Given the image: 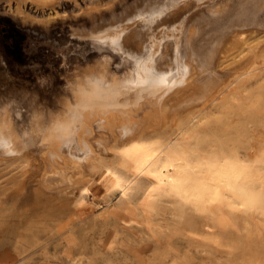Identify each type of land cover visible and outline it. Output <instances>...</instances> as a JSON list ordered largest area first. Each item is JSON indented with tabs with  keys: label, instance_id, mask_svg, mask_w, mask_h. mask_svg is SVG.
Masks as SVG:
<instances>
[{
	"label": "rangeland",
	"instance_id": "rangeland-1",
	"mask_svg": "<svg viewBox=\"0 0 264 264\" xmlns=\"http://www.w3.org/2000/svg\"><path fill=\"white\" fill-rule=\"evenodd\" d=\"M139 1L0 0V28L3 22L9 24L12 33L10 41L13 42V46L8 48L0 29V113L7 116L11 134L18 136L16 142L24 144L23 149L28 152H24L25 155L21 153L24 156L0 160V264H264V232L241 231L229 237L226 234L224 238L228 243L217 247L210 245L211 249L205 245L211 251L207 253L202 251L204 245L201 247L200 242L196 244L179 232L161 231L158 228L164 215L161 209L145 218L137 217L136 223L123 222L119 218L121 215L111 212L118 205L124 186L139 181L146 184L148 179L143 173L135 178L132 177L135 175H129L122 186L105 189L101 181L93 178L95 164L97 160L113 159L111 150H105V147L112 140L120 142L128 136L121 132L125 124L132 123L135 129L130 134L142 138L165 136L167 128L162 121L163 111H160L159 103L141 100L138 107L132 106V111L122 117L124 120L121 123L117 118L114 124L89 118L80 138L85 146V158L74 159V166L64 161L61 149L54 150L31 131V127L38 121L40 124L41 119V124H44L52 116L60 114L64 101L71 99L70 92L80 78L78 76L88 74L89 70V73L97 72L103 66L108 75L118 77L132 69V60L115 48L109 39H98L94 35L89 37L87 33L104 26L112 18L120 17L124 8L126 12ZM17 4L20 10L15 9ZM189 10L182 8L177 19H182ZM255 14L259 21H264V0L211 1L199 10L194 28L181 38L179 49L185 51L191 45L190 49L196 51L199 57L208 47L204 42L209 41L218 30L226 24L236 23L243 15L254 17ZM212 18L216 23L212 22ZM215 39L209 42L210 45ZM243 39L245 41L239 36L230 38L224 53L216 57L211 66L194 62V71L189 73L192 80L169 98L166 105L175 110L178 108L177 114L185 113L194 106L201 107L202 95L219 81L232 79L240 60L246 59L253 46L264 43V26L248 29ZM173 50L174 42L170 41L163 55L171 56ZM256 86L254 84L249 91L243 92L248 94L244 99L247 105L244 111L239 112L238 102L233 101L235 113L228 120L230 134L239 135L233 134L235 129L232 128L236 127L245 144L252 142L250 134L253 128L264 127V88L261 87L260 91ZM259 92L262 101L255 108L254 105L248 106L247 103L252 104ZM208 107L210 110L213 108L211 112H217L216 104ZM248 111L252 114L254 111L255 116ZM61 154L69 158L63 150ZM22 169L28 171L23 173ZM22 174H25L24 177ZM20 177L23 179L20 180ZM104 212L112 216L107 220Z\"/></svg>",
	"mask_w": 264,
	"mask_h": 264
},
{
	"label": "bare ground",
	"instance_id": "bare-ground-1",
	"mask_svg": "<svg viewBox=\"0 0 264 264\" xmlns=\"http://www.w3.org/2000/svg\"><path fill=\"white\" fill-rule=\"evenodd\" d=\"M211 1L217 0H140L127 8L128 11L125 12L124 8L120 17L112 18L104 26L88 32L89 37L94 35L98 39H109L115 48L132 60V69L122 74V77L115 74L109 76L107 70L102 69L105 66L97 72L94 70L89 73V70L88 74H81L83 76H78L80 78L70 92L71 99L64 101L60 114L52 116L44 124H41V119L40 124L38 121L31 127V131L37 133L46 145H51L56 151L61 149L59 151L64 161L74 166V159L85 158V146L80 138L89 118L95 117L106 124H114L117 118L121 123L124 120L122 117L128 115L129 110L132 111V106L138 107L141 100L159 103L160 111H163L162 121L167 128L165 136L149 135L142 138L130 134L135 129L131 122L125 124L121 132L128 136L120 142L112 140L105 147V150H111L113 159L97 160L93 178L101 181L105 189H113L122 186L129 175H135L132 176L135 178L143 173L148 182L140 184L139 181L137 184L133 182L135 185L130 183L131 186H124L118 205L111 212L121 215L119 218L123 222L136 223L137 217L145 218L161 209L164 214L161 218L163 223L160 222L158 226L161 231L179 232L196 244L200 242L201 247L204 245L202 251L207 253L211 252L208 245L210 248V245L217 247L228 243L224 238L226 234L229 237L241 231L264 232V127L257 129V126L252 129V133L247 131L252 134V142L245 144L236 127L232 128L235 129L233 134L239 135L230 134L228 122L235 113L233 101L238 102L239 112L244 111V108L247 109L244 99L248 94L244 95L243 92L249 91V87L254 84L257 85L256 89L264 88V43L253 46L246 59L240 60L238 71H234L232 79L219 81L210 89L209 85V92L201 94V107L194 106L185 113L177 114L178 108L175 110L166 105L169 98L192 80L189 73L194 71V62L201 66L213 65L215 58L224 53L230 38L239 36V39L244 40L243 35L248 29L264 26V21H259L257 14L254 17L243 15L236 23L226 24L209 41H205L204 45L208 47L199 57L196 51L190 49L191 45H188V50L179 49L181 38L194 28L199 10ZM18 6L16 10H20ZM182 8L190 10L179 20L176 16ZM212 22L216 23L214 18ZM170 41L174 42L172 55H163ZM254 98V101H250L252 104H247L255 108L262 101V94L259 92ZM199 99L196 98L197 101ZM182 104L184 106L185 102ZM210 104L217 105L216 113L211 112L213 108L208 109ZM3 115L0 113V160L17 155L20 157L26 152L24 144L16 142L18 136L11 134L8 118ZM62 150L69 158L61 154ZM95 168L93 166V170ZM22 171L24 173L28 169ZM103 216L107 218L112 214L104 212Z\"/></svg>",
	"mask_w": 264,
	"mask_h": 264
},
{
	"label": "trees",
	"instance_id": "trees-1",
	"mask_svg": "<svg viewBox=\"0 0 264 264\" xmlns=\"http://www.w3.org/2000/svg\"><path fill=\"white\" fill-rule=\"evenodd\" d=\"M2 18H4V17H2ZM8 25H9L8 23L3 22L0 29H1V31L3 33V35H5L4 37H5L6 42H8V45H9L8 48H11L13 46V42L10 41V39L12 38L11 37L12 33H11V29H9Z\"/></svg>",
	"mask_w": 264,
	"mask_h": 264
}]
</instances>
